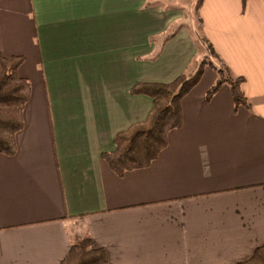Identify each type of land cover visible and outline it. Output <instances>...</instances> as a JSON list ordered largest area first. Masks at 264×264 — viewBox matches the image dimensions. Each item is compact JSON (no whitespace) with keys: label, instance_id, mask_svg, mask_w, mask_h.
Masks as SVG:
<instances>
[{"label":"crops","instance_id":"obj_1","mask_svg":"<svg viewBox=\"0 0 264 264\" xmlns=\"http://www.w3.org/2000/svg\"><path fill=\"white\" fill-rule=\"evenodd\" d=\"M0 0V56L30 82L14 157L0 154V264H61L90 236L108 264H239L264 246V0ZM199 33L252 109L206 67L151 166L102 155L145 122L139 83L196 70ZM181 28L170 38L174 28ZM168 38V39H167Z\"/></svg>","mask_w":264,"mask_h":264},{"label":"trees","instance_id":"obj_2","mask_svg":"<svg viewBox=\"0 0 264 264\" xmlns=\"http://www.w3.org/2000/svg\"><path fill=\"white\" fill-rule=\"evenodd\" d=\"M203 2L197 0V12ZM176 34L177 31L168 37L172 38ZM194 34L205 51L195 71L183 74L170 83H139L132 89V95L147 96L153 100L154 106L145 122L118 134L114 151L102 155L118 176L123 177L128 172L151 166L168 147L170 133L183 126L182 102L198 85L206 67H211L218 74L217 83L207 92L208 102L222 86L228 85L232 90L235 111L241 107L252 109L242 88L245 79L232 75L204 35ZM209 56L216 59L219 65L211 61ZM24 62V57L8 59L0 56V154L8 157H14L18 152L17 136L25 128L24 111L31 98L30 82L19 76V69ZM108 263L106 250L95 249L93 239L87 235L80 242L72 244L61 264ZM239 264H264V246L257 249L248 261Z\"/></svg>","mask_w":264,"mask_h":264},{"label":"rangeland","instance_id":"obj_3","mask_svg":"<svg viewBox=\"0 0 264 264\" xmlns=\"http://www.w3.org/2000/svg\"><path fill=\"white\" fill-rule=\"evenodd\" d=\"M187 21L189 22H192L193 24V29L196 31V33H199V30H200V26H199V21L196 17H188ZM181 28L177 27V28H174L173 32L174 31H179ZM209 59H211V61H214L215 64L219 65L218 61L214 58H212L211 56H209Z\"/></svg>","mask_w":264,"mask_h":264}]
</instances>
